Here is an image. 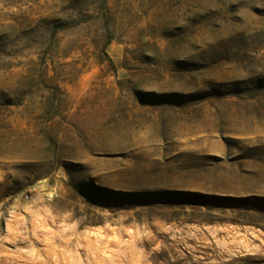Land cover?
<instances>
[{
  "label": "rangeland",
  "instance_id": "obj_1",
  "mask_svg": "<svg viewBox=\"0 0 264 264\" xmlns=\"http://www.w3.org/2000/svg\"><path fill=\"white\" fill-rule=\"evenodd\" d=\"M0 264H264V0H0Z\"/></svg>",
  "mask_w": 264,
  "mask_h": 264
},
{
  "label": "built area",
  "instance_id": "obj_2",
  "mask_svg": "<svg viewBox=\"0 0 264 264\" xmlns=\"http://www.w3.org/2000/svg\"><path fill=\"white\" fill-rule=\"evenodd\" d=\"M25 196L28 197V194H26Z\"/></svg>",
  "mask_w": 264,
  "mask_h": 264
},
{
  "label": "trees",
  "instance_id": "obj_3",
  "mask_svg": "<svg viewBox=\"0 0 264 264\" xmlns=\"http://www.w3.org/2000/svg\"><path fill=\"white\" fill-rule=\"evenodd\" d=\"M108 42H109V40H108Z\"/></svg>",
  "mask_w": 264,
  "mask_h": 264
}]
</instances>
